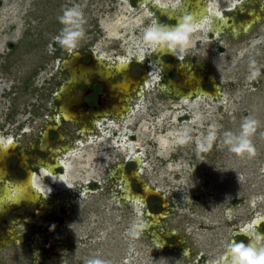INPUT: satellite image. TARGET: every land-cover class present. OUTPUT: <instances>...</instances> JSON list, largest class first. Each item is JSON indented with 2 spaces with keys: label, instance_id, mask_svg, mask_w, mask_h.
Returning <instances> with one entry per match:
<instances>
[{
  "label": "rangeland",
  "instance_id": "374dc122",
  "mask_svg": "<svg viewBox=\"0 0 264 264\" xmlns=\"http://www.w3.org/2000/svg\"><path fill=\"white\" fill-rule=\"evenodd\" d=\"M192 1L0 0V163L7 164L9 155H15L33 171L35 183L51 186L53 199L61 200L58 206L66 205L61 226L54 224L58 207L40 213L38 204H28L24 219L13 216L12 228L2 229L0 223V264H86L92 257L109 264H196L182 258L181 251L202 252L199 264H213L226 251L233 232L241 228L253 235L256 230L264 232V224L254 227L250 222L264 213V0H200L199 8H220L225 21L214 23L206 14L199 23L189 22L188 39L177 46L181 77L189 80L180 90L195 91L201 76L212 79L216 88L209 95L182 101L175 96L178 75L167 85L172 94L160 90L165 75L153 63V47L144 42V32L157 24L171 27L164 20L166 13L181 16L180 10L186 8L192 17L196 9ZM235 4L239 9L223 12ZM72 6L82 9L86 20L85 35L75 50L56 39L62 27L57 17ZM209 24L221 30L219 39L209 33ZM72 52L89 53L106 64L133 57L138 64L132 72H143L133 81L140 87L145 83L142 98L132 93L128 96L132 101L109 97L97 106L88 104L89 85L80 80L69 85L68 80L77 70L88 80L96 77L83 74L92 69L85 59L75 57L62 64ZM255 68L262 74L252 79ZM63 87L57 103L55 94ZM57 104L66 117H74L63 120L54 136L43 130L59 116ZM124 104L130 108L121 110L126 118L115 112ZM245 117L259 122L251 137L255 152L238 155L223 143V133H239ZM213 127L217 135L212 147L199 150V142ZM185 128L192 138L180 144L177 133ZM9 142L16 150L3 153ZM135 154L143 163L137 182L154 189L166 205L163 210L150 203L160 215L144 207L150 200L140 197L141 188L132 177L137 166L119 169ZM59 161L78 176L73 185L70 179L65 181L72 185L66 189L47 181L42 172ZM2 169L6 172V167ZM63 171L52 170L56 175ZM113 172L115 178L109 176ZM7 173L5 179L16 180ZM84 188L89 193L81 197ZM125 195L132 202L121 199ZM226 209L231 211L229 220ZM133 221L141 223L138 236L129 232Z\"/></svg>",
  "mask_w": 264,
  "mask_h": 264
},
{
  "label": "flooded vegetation",
  "instance_id": "af4514ba",
  "mask_svg": "<svg viewBox=\"0 0 264 264\" xmlns=\"http://www.w3.org/2000/svg\"><path fill=\"white\" fill-rule=\"evenodd\" d=\"M193 1H196V0H193ZM242 2H245V1H248V0H241ZM231 7V6H230ZM227 7V8H224L223 9V12H229V13H233L235 11V9H239L238 5H235V7ZM198 9V8H197ZM195 9V10H197ZM241 13V12H240ZM163 16L165 17L164 20L168 21V23L170 22V25L171 26H174L178 23V20L175 18V17H170L169 14H163ZM174 16V14H173ZM238 18V15H236ZM180 17L179 15H177V18ZM228 22L231 21V18L227 19ZM235 22V21H234ZM174 24V25H172ZM222 25V24H221ZM222 26H225L224 24ZM210 34H213L215 36L214 33L212 32H209ZM216 37V36H215ZM217 39V38H216ZM87 52V51H86ZM75 57H78L80 59H85L87 61H84L87 65L89 66H92V69L91 71H89L90 69H86L85 72L83 74H92V75H95L96 79L94 80H88L89 78H85V77H80V72H78L77 70V75H76V72L74 73L75 76H73L72 74H70V79L68 80V84L72 85V84H78L77 81H82L84 82L86 85H89V89L87 90L86 92V97H87V103L88 104H94L95 106L99 105V104H102L103 102H106L107 99L109 97H116L117 98V102H126L128 100H133L132 97H128V96H131L132 93H134L133 95H135L137 98H138V95H139V92L141 90L142 87H140L139 85L136 86V84L134 82V78H137V77H140L143 72L141 73H133L132 72V66L135 65V64H138L134 59H132L131 57L130 58H126L127 62H119V61H116V62H112L111 64H106L104 62H99L97 56H92L90 55L89 53L88 54H80V52H72L70 55H68V57L64 58L62 60V64H65L67 65L68 64V61L71 60V59H74ZM181 58V57H180ZM180 60V59H179ZM178 60V61H179ZM182 60V59H181ZM161 61L163 63H165L166 65L168 66H171L173 68H168L169 70L167 72L163 71L165 70V68L161 71L164 72V75L168 81V83H166V79L164 80L165 83H163V86H165L166 84H169V85H172L173 83H175V77L174 76H179L180 78V82H177V83H180L181 85H183V78L181 77V66H179L180 62H178L177 60H175V58L170 55V54H162L161 55ZM177 61V62H176ZM121 65L122 66V69L121 71L118 70V65ZM173 64H176V66H173ZM67 67H65V71H67ZM79 78V79H78ZM139 79V78H138ZM134 81V82H133ZM193 84V83H192ZM160 90L162 88V85L159 86ZM183 88H185V86H183ZM216 88V85L214 84V81L206 76H201L199 77V81H196V86H195V89L198 91H202V92H205V93H208L211 92L212 90H214ZM62 88L59 89V92L61 91ZM195 90V91H196ZM190 92V91H189ZM172 94V91L171 93ZM176 96V95H175ZM62 93L59 94L58 92L55 94V101L57 103H61L62 99ZM178 97V96H177ZM86 103V104H87ZM122 104V103H121ZM58 105V106H57ZM57 110L59 111V116L55 117L54 119V123H51V124H47V131L46 130H43V132H45L46 134H49V133H52L54 136L55 134H58V129L59 127H61V122L64 120L65 122H70L72 120V117H74L73 115L74 114H71L70 116L66 117L65 114L62 113V106L61 104H57ZM128 107L127 109H130L129 106H126V104H124V107H122V105L120 106V108H125ZM56 108V107H55ZM122 110V109H120ZM56 111V109H55ZM123 112H125V110H122ZM105 115L107 114L106 112L105 113H101V115ZM98 116H101L100 114H97ZM79 132H81V130H79ZM40 134H42L40 132ZM45 134V136H46ZM50 135V134H49ZM58 136V135H57ZM56 136V137H57ZM53 137V136H52ZM59 137V136H58ZM12 148V147H11ZM14 150H16V146L13 148V149H7L6 151L3 149V153H13ZM5 151V152H4ZM42 152H44L45 150H41ZM0 152H1V149H0ZM9 153V154H10ZM54 153V152H53ZM9 161L8 163L6 164H3V163H0V174L2 175V179L3 181L7 182V183H19V182H22L23 180H25L28 175L31 173L33 174V171L31 169H29V167H25V163L22 162V160H20L18 157H15L14 156H10L9 155ZM49 157L51 159H54V156L50 155L49 154ZM135 164L137 167H136V170L135 171H132V177L134 178L135 182L139 185V187L141 188V195L140 197H146V200H150V202H146L145 203V208L148 209L150 212L155 213L157 211H153L152 210V206L151 204L153 205H158L159 207H161L162 209L165 208L166 205H164L162 202V196H160L157 192L153 190H151L149 188V191L146 189L147 187V184H144L141 182V184L139 182H137V180L140 178L139 176H137V170H138V165L136 163V161L132 158V157H129L127 159V162L126 164L124 165V168H123V164L119 167L120 170L124 169L123 172L126 171V168L128 165H133ZM2 166L6 167V172H3V170L5 169H2ZM55 167V170H58L60 169L61 167L58 166V163ZM7 172H9L16 180L15 181H10L9 179H5V176L7 177V175H9ZM110 176V175H109ZM111 178H115L114 176H112ZM142 181V180H141ZM89 184V182L87 183V185ZM0 186H3V184H1L0 182ZM88 188V187H87ZM148 188V187H147ZM44 200L45 202L43 203ZM42 201V202H41ZM59 201L61 203V200H57V199H53L52 200H46V199H43V198H40V200L38 202H31V201H22L20 202L19 204H12V205H9L8 207H5L3 208L0 213V216H4L6 213V217L5 218H2L0 221L1 223V228L2 229H5L6 227H9V228H12V223H14L13 221V216H16L18 218H26L27 217V214L29 213V211L27 210L28 209V204H31V205H34V204H38L37 207L39 209L38 212L42 213L44 209H46V207H50V209H46L47 213H52V210L54 209L53 206H55L56 202ZM41 202V203H40ZM53 202L52 206H51V203ZM151 203V204H150ZM66 205L65 204H62V206H58V210H59V213L56 214V222L54 223L55 226L59 225L61 226V223H60V220L61 218H64L65 217V210L66 208ZM171 206H169L170 208ZM173 208V207H172ZM164 210V209H163ZM148 211V213H149ZM228 211L229 210H224V214L225 216H228ZM37 211L34 210V216L36 214ZM159 212V211H158ZM156 213L158 215H160L161 213ZM264 214V213H262ZM257 216V215H256ZM255 216V217H256ZM166 216H162V219L165 218ZM231 217V213L229 215V217H227V219L229 220V218ZM255 217H253L251 219V224H253V221L255 219ZM58 218V220H57ZM20 222H21V219H19ZM27 221V220H26ZM231 221V220H230ZM23 224V223H21ZM21 224L19 225V227L21 226ZM264 224V220H262L259 224H257V226H254V227H260L261 225ZM14 227H17V226H14ZM236 228V227H235ZM237 229L238 226H237ZM244 229V228H243ZM246 232H243L242 231V228L233 232L232 233V237L230 240L234 239V240H239L240 238L241 239H249V237L247 235H245ZM187 253V254H186ZM225 253V251L219 255V257H222V255ZM181 257L182 258H185V259H190L192 258L194 260V262L196 264H199L202 262V258L204 257V253L202 252H199L198 254L195 253L193 255L189 254L187 251H181ZM205 259V258H204ZM218 260L215 259L214 262ZM214 262H212L214 264Z\"/></svg>",
  "mask_w": 264,
  "mask_h": 264
},
{
  "label": "clouds",
  "instance_id": "9594fccd",
  "mask_svg": "<svg viewBox=\"0 0 264 264\" xmlns=\"http://www.w3.org/2000/svg\"><path fill=\"white\" fill-rule=\"evenodd\" d=\"M62 25L57 41L62 47L69 50H75L79 41L85 35L83 10L79 7H65L62 13L57 17ZM189 18H181L175 26L153 25L144 32V42L150 44L154 49L166 47L169 50L184 44L188 39V32L191 24L187 22ZM262 74L260 68H255L250 73V78L256 79ZM258 120L253 117H245L240 125L239 133H233L226 130L223 133V143L228 146L229 151L236 154L245 152L254 153L255 146L252 143V135L258 127ZM216 130L213 127L198 144L199 150H208L212 147L216 139ZM190 130L185 128L178 131L177 141L180 144L186 143L191 139ZM141 230V223L133 221L129 232L131 235L138 236ZM249 237L248 242L229 240L226 251L214 264H264V232L259 230L245 233ZM86 264H109L105 259L92 257L86 261Z\"/></svg>",
  "mask_w": 264,
  "mask_h": 264
},
{
  "label": "bare ground",
  "instance_id": "6f19581e",
  "mask_svg": "<svg viewBox=\"0 0 264 264\" xmlns=\"http://www.w3.org/2000/svg\"><path fill=\"white\" fill-rule=\"evenodd\" d=\"M199 3H200V0L192 1V4H194L195 8L196 9L198 8L197 16H194V14H195V10H194L193 16L190 17L191 19L187 20L188 23L190 21L194 22V23H199L204 19L203 16L206 14H208L212 19H214V21H213L214 23H216V21H218V23H221L223 21V23H224L225 20H223V16H222V13L220 11V8H216V7L209 8V9L199 8V6H198ZM228 3H230V2H226V4H228ZM230 5H232V4H230ZM235 5H237V4H235ZM155 7L159 10H162L163 13H166L164 11L165 8L162 5L155 4ZM185 10H186V8L180 10L181 16H184V18H189V16L186 15V14H188V12H186ZM168 14L170 17H172V18L175 17L177 20L181 19L180 15H179L180 17L177 18V16L175 14L173 16L172 12L168 13ZM177 15H178V13H177ZM208 28H209V31L214 33L216 38L219 39L221 30L218 27L216 28L214 24H209ZM162 54H170L175 58V60L178 61L180 59L181 46H180V48L176 47L172 50H169L166 47H158L155 49L153 48V52L151 55L153 56V58L154 57L156 58V61L154 60V62H153L155 64V67L159 66L160 70H163L165 68V70H163V71L167 72L169 70L168 68H170L171 66H168L161 61V55ZM154 64H152V66H154ZM173 66H176V64H173ZM171 68H173V67H171ZM121 69H122V66L119 64L118 70L121 71ZM163 79H166V78H163ZM182 81H183V85H181L180 83H176V87H175L176 96H179V98L182 99V101H188L189 98L193 97L196 94L201 95V96L208 94V93H203L202 91H199V90L198 91H191V92H188L187 94H184L180 90V87L188 85L189 80L185 78ZM168 82H170V81L167 80L166 83H168ZM167 85H169V84L162 86L161 91L164 93L170 94L171 90L168 88ZM189 85H190V83H189ZM144 87H145V83H143V88ZM65 90H66V88L63 87L61 89V91L59 92V94L64 93ZM142 93L143 92L140 90L138 98H140V99L142 98ZM121 109L125 110V112L127 110H129V109H125V108H121ZM115 112L118 114V116L126 118L125 114L122 115L123 112L121 110H118ZM141 127H142V125H141ZM84 132H85V130H81L80 133H84ZM14 147H15V145L13 144V142H9V143H7V146L3 147L2 149H4L6 151L7 149H13ZM132 158L136 161L138 167L142 166L143 163H142V160L138 154L133 155ZM67 165L68 164H62L59 161L58 166L63 168V170H64L63 171L64 173L62 175L53 174L52 170L54 169V167H53V169L52 168H43L42 172H43L44 176L46 177L47 181H49L50 183L57 184V186L59 185V187H62L63 185H65V186H63V189H66L68 187H71L73 185V182H75L78 179L76 171H74V169H71L70 166H67ZM71 171H72V173H71ZM138 171H140V169H138ZM114 174H115V172H113L110 176H114ZM140 174L141 173L138 172L137 176H140ZM2 178L3 177L0 174V182H1V184H3V186H0V213H1V211H3L2 210L3 208L8 207L9 205H12V204H19L22 201L27 200V201H31V202H38L40 200V198H43L46 200H52V198H53V191L51 189V186H49V184L47 182H40L39 184L35 183L34 176L31 173L28 175V177L25 180H23L22 182H19V183H7V182L3 181ZM68 179L71 180L70 182L72 183V185L70 184V185L66 186V184H68L69 182L65 183V181ZM84 183L86 185L88 183V180L84 179ZM121 189H123V187ZM146 189L149 191V188L146 187ZM122 191L124 194L125 193L128 194L127 192L129 190L123 189ZM88 193H89V190L87 188H84L82 190V193H80V196L81 197L88 196ZM121 199L132 202V199L130 198L129 195H125V196L121 197ZM115 200H117V199H115ZM137 201L139 203V200H137ZM134 202H136V200H133V203ZM58 204H60L59 201L56 202L55 206L58 207ZM251 206L254 207L253 203L251 204ZM46 209L48 210V209H50V207H46ZM230 213H231V211H228V216L230 215ZM262 220H264V214H258L253 221V225L257 226V224H259ZM242 231L247 233L246 228L242 229Z\"/></svg>",
  "mask_w": 264,
  "mask_h": 264
}]
</instances>
